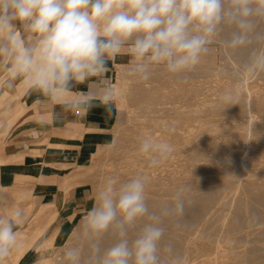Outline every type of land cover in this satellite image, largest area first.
<instances>
[{
  "label": "clouds",
  "instance_id": "1",
  "mask_svg": "<svg viewBox=\"0 0 264 264\" xmlns=\"http://www.w3.org/2000/svg\"><path fill=\"white\" fill-rule=\"evenodd\" d=\"M262 21L264 0H0V57L11 60L13 78L26 76L31 87L48 96L66 95L74 83L88 82L86 98L72 100L66 108L96 106L93 101L99 99L111 113L115 93L104 74L108 61L126 46L132 56L128 75L148 80L159 67L178 75L201 62L225 25L233 27L225 42L230 49L246 47L254 38L264 40L258 31ZM18 27L30 39L18 37ZM245 70L252 75L264 72V49L253 52ZM220 100L224 109L238 105L239 90L224 92ZM139 151L157 167L175 146L148 134ZM183 192L163 216L184 214ZM144 218L148 222L130 239ZM22 220L21 208L0 217V262L16 247ZM109 231L116 242L104 248L102 238ZM164 234L161 216L149 212L145 177L136 175L122 183L109 177L84 218L86 260L77 245L67 247L63 258L65 264H164L162 253L173 257L171 244L161 248ZM173 264L182 261L174 258Z\"/></svg>",
  "mask_w": 264,
  "mask_h": 264
},
{
  "label": "bare ground",
  "instance_id": "2",
  "mask_svg": "<svg viewBox=\"0 0 264 264\" xmlns=\"http://www.w3.org/2000/svg\"><path fill=\"white\" fill-rule=\"evenodd\" d=\"M228 26L225 28L229 29ZM231 29H233L232 26H231ZM224 30L226 32L228 31L226 29ZM223 34L222 35L227 36L226 39H228V35L230 36L231 33L228 35H225V33ZM220 36L221 35H219L217 38H219ZM223 40L225 39H222L221 41ZM246 47L244 48L246 49ZM244 48H239V49L241 50ZM257 48L259 49V47ZM234 52L238 53V50ZM210 56L212 55H210L209 53H208V56L205 55L204 57H207L206 58L207 60L205 61L204 59L205 62L202 61L203 64L199 63L196 66V68L198 67L200 71H201V68L202 69L204 68V70L208 72L206 73L204 71L205 74H208V75L211 72H212L211 74L215 73V70L217 71L216 73L219 75H223V76L226 75L224 74L226 73L224 72L225 70H221V69L217 70L215 63L213 62V59H211L213 57L210 58ZM250 57H251V50L250 52L246 50L244 51L242 50L241 52L239 51V54L238 56L236 55L235 59L237 60L236 62H238L241 66L243 65L245 67ZM116 67L119 70L121 69L120 68L121 66H119L118 63H116ZM198 69H195V71H198ZM124 72L126 73V70ZM190 72L193 73L192 70ZM185 74L184 75L178 74V75L185 77ZM8 75H11L9 70L8 71L7 69L1 70L0 85L3 84L5 80H7ZM126 75H121V76L119 75L120 77L118 76L119 78L117 80V83L120 84L123 81L122 77L124 79L127 78ZM234 75L236 74H233L232 81L235 78L238 80V78L235 77ZM180 76L179 77L174 76L176 78V81H178V83L181 82L178 80L180 79ZM183 77L181 78L182 80H184ZM22 78L24 80L26 77L25 78L22 77ZM22 78L19 81H21ZM244 78L245 77H243V79ZM248 78L250 79V77ZM184 86L187 91L186 84H184ZM192 86H193V83H192ZM255 86L256 85H254V87ZM138 87L139 86H137V88L136 87L133 88V90L138 89ZM182 87H183V84H182ZM182 87L180 86L179 89L182 90L183 89ZM189 87L190 86H188V90H189ZM176 89L178 88H175L174 90L176 91ZM237 89L239 90L241 88L236 87L234 89H227V88H222L219 85L217 89L220 92V93L218 92V94H220L219 98L224 92L229 91V90L235 91ZM246 89H248V87ZM246 89H244L245 92L242 94L239 92L240 93L239 94V104L233 105L226 109H224L225 106L222 104L220 99H217L219 100L217 103L220 104L221 102V105L219 106L218 104L219 107L215 106L216 108L214 107L216 100L214 101L212 100L214 102V105L211 104L213 106L212 108V106L209 105L210 103L208 104V102L206 101L207 100L206 98H204L206 99L205 101L195 99L199 103L201 101L200 104L197 102L198 105H201V106L207 105V107H202L200 109H194V110H192V108L191 109L188 108V110L186 109L183 110L184 109L183 105H186V104L181 103V105L177 104L174 106L175 103L173 104L172 102L173 107L169 106V108H171V111L174 110L176 112L174 111L173 112L170 111L171 113L167 112L169 116L170 114L174 116L171 118H169V116L166 114L167 110H164L165 108L162 105L161 107L158 106V104H164V101L163 103L160 101L162 96H165L164 94L160 93L159 91L158 92L155 91L156 93H154L153 90L151 91L144 90L143 91L144 94H143L142 90H139L138 92L141 91L143 94L142 96L143 99L145 101L147 100L146 101L147 103L145 104H148V105L149 103H151V105L157 104L156 106L153 105L154 109H152V111L149 108L151 107L150 105L148 107L147 105L144 104L147 107V109L149 108V112L151 111L152 113V114L150 113L151 115H148L149 113L147 115L151 117L154 114L156 115V117L155 116L154 118L149 117L150 118V119L148 118L149 120L139 121V122H136L135 124L133 122L134 125L130 127L132 132L127 133L125 137H122V139L120 138V141H117V144H115L116 146L115 145H114L115 147L113 146L114 149L107 151L106 154L108 158L105 161L103 160V163L100 164L101 166L98 164L99 163L98 159L95 160L97 162V166L98 165L99 166L97 167L96 164H94L96 167L94 165L93 166L96 168L97 171L95 169L93 170H95V172H99L97 174L100 176L98 177L96 173L95 175H93V177L97 176L98 179L100 178V181L98 185L96 186L97 191H99V189L103 186L106 179L109 177H114L121 183L126 182L129 178L136 176V175H142L143 177H145L146 179V198H147V205L149 208V212L155 213L161 216V226L165 229L164 238L161 242V248L163 249L168 244H171L173 247V257H169L167 256V254L162 253L164 264H173L174 258H181L180 260L182 261L183 257H184V260L182 264H191V263L193 264L194 261L196 260L198 261L200 256H204L201 259L203 261V264H264V252L262 255H260V253L257 254V251L259 252V250L255 249L254 247L248 248V245H246V243H245L246 247H244V244L243 246H239L241 245L242 242H247V241L251 242L249 241V238H248L251 235L253 237L255 235V238L256 236L260 237L264 235V121L262 120L260 121V119L264 118V90H256V91L247 90L246 91ZM134 91H137V90H134ZM173 92L170 93L172 94V97H173ZM195 93H196V90H195ZM138 94L141 97L142 94L141 93H138ZM175 94L177 96V91ZM180 94H184L183 91ZM187 95H189V93L186 94V96ZM194 95L195 94H193L192 96ZM176 96H174L175 100H176ZM172 97L169 98L167 96L166 99L169 98L167 100H172ZM143 99H141V101ZM204 99L202 98V100ZM181 101L183 102L182 99ZM191 102L192 101H190L189 103ZM194 102L195 101H193V103ZM167 104H168V101H167ZM118 105L120 106L121 103ZM124 105L125 103L122 104L121 106H124ZM194 105L196 106V103ZM188 106H191V105L187 104L186 107ZM160 109L164 110L165 113L164 115L160 114L161 117L159 116L160 118H158L157 115L159 114V112L162 113ZM202 111L204 113L205 111L208 113L204 114ZM222 111L225 113V115L230 114L229 115L230 118L234 120L235 122L232 121L230 118H229L230 122L229 121L223 122L224 120H222L221 122L218 120L219 121L218 122L216 121V119L210 118V115L214 116L216 112H217V115H219L218 112H222ZM200 112L202 113L203 116L201 115ZM255 112L258 113V115L261 113V115L255 117L253 115ZM224 113H220V115L221 114L223 115ZM174 114H177V116H175ZM165 115H167L168 117L165 118ZM207 118L210 119L211 121L207 122L206 121ZM240 118L244 119V121L242 120L243 122H236L238 121V119L240 120ZM160 119H163V121L161 120V122H158L160 121ZM200 119L201 121L204 120V122L202 121L204 124V127H201L199 129L196 128L197 131H194V133L192 132L190 136L189 135L187 136L185 132L190 133L188 131L190 130L189 128L191 126H194L193 121L195 120L200 121ZM197 124H198L197 125L198 127L201 123L200 124L197 123ZM145 126L148 128V130ZM148 134L152 135L154 138L158 140H167L168 142H170L171 144L175 146L174 153L157 167H151L149 165L150 157L145 154L140 153L139 151L141 139L145 135H148ZM223 135L224 136L227 135L231 137L227 138L226 136L225 139H223L224 137H222L221 139L220 136H223ZM218 137L220 139H218ZM256 140L258 141L257 143H256ZM113 147L109 146V149ZM111 154H113V156H110ZM209 184L211 185L213 184L216 186L221 185L220 186L221 189L215 186L217 188V190L215 191L214 189L216 188L209 187ZM205 185H208L205 188L207 189L208 187V190H209L206 193L203 192L202 188H200L201 186H205ZM198 188H200V190ZM181 189H184V192H183L184 199L185 200L190 199L192 202V206L190 207V210L189 209L186 210L187 208L185 207L184 214L179 217L163 216L162 213L164 212L165 209H170L174 206L172 204L175 201V199H172V197L175 195L177 196V194L181 191ZM190 190H192V193L194 191H197V192H195V194L193 193L194 195L190 196L188 193ZM200 191L203 192L205 196H202L203 193H200ZM187 200L185 202H187V204L190 205L191 202L188 203ZM234 201H235L234 203L235 205H232L234 207L232 208V210L233 209L234 210L231 212V216L228 215L229 216L228 217L225 215L226 217L225 216L224 218L221 217L223 216V213L227 211L226 210L227 208L224 209L227 206V204L229 205L230 202L233 204ZM230 207L228 208L230 209ZM85 216L86 215H84L80 219V222H79L80 225H78L79 228H77L79 229L78 232L80 233H82V230H83ZM199 217L201 220L199 221L200 223L199 222L197 223L196 221H198ZM146 222H148L147 218L142 219L138 223V225L134 229L131 230L129 234L130 239L135 238V235L139 231V228ZM182 230H184L185 231L184 233L185 234L187 233V235L183 234ZM178 231L180 232L182 231V233ZM78 234L79 233H77L76 235ZM221 234L226 235V237L228 238L231 237L229 240L232 239L236 243H233V242L231 244L228 243L230 242V241L227 242L228 238L226 241H224L225 239L224 240L221 239L222 237ZM188 235H191V236H188ZM247 235L249 236L247 237ZM79 237L77 236L76 238H79ZM260 238L264 239V236L263 238L262 237ZM80 240L81 241H80L79 247H81L82 252H83V258L86 260L87 255H88V244H87V241H85L83 238H80ZM256 240L260 242L259 239H256ZM256 240H252V241L255 242ZM115 242H116L115 234L109 231L102 238V247L107 248ZM47 243H48L47 245H52V242H47ZM203 245H206V246H203ZM207 245L209 246V248ZM226 245H230V246L226 247ZM238 247H242V249H239ZM200 252L203 254L202 255L198 254ZM192 253L195 255L198 254L197 256L199 255L200 256L198 258L196 257V260H193L195 259V257L194 258L192 257V260H190L191 258L189 257L190 256L189 254H192ZM193 254L192 256H194ZM185 256H187V258L189 257L187 259V261L189 260V262L185 261L186 260ZM62 263L65 264L64 259Z\"/></svg>",
  "mask_w": 264,
  "mask_h": 264
},
{
  "label": "rangeland",
  "instance_id": "3",
  "mask_svg": "<svg viewBox=\"0 0 264 264\" xmlns=\"http://www.w3.org/2000/svg\"><path fill=\"white\" fill-rule=\"evenodd\" d=\"M227 26L228 25H226L225 27H227ZM259 26H260V28H259ZM259 26H258V31H261V32L264 33V21L263 22H260L259 23ZM225 27L223 26V28H221L222 31L221 30L220 31L222 33L221 32H218L219 34L217 33V35L213 38L212 43L208 46L209 47V50H208V52L205 55L208 56V53L210 55H212V56H210V58L213 57L211 59H213V62L215 63L217 70L218 69L225 70L224 72H226V73H224V74H226L227 76L226 75L223 76V75L217 74L216 73L217 72L216 70H215V73L211 74L212 73L211 72L208 75V74H205V72L206 73H208V72L206 70H204V68L203 69L201 68V71H202L201 72L198 69V67L197 68L195 67V68L191 69L193 71V73L190 72L191 71L190 70L188 72H185L186 74L183 73V75L185 74V77H183V76H180L182 74H180V75H171V74H168V73H166L164 71L163 67H159V68L154 69V71L152 72V75H151L150 79H148V80H141L139 78L132 77V76L128 75V67H129V65H130V63L132 61V56L130 54V49H129L128 46H126L124 49L121 50L120 53L116 54L114 56V58H112L111 60L108 61V63H107V69L108 70H107V72L104 75H105V78L109 81L111 88L114 90L115 96H114L113 108L116 111H118V117H117V119L114 122L113 121H95L94 124L93 123L92 124L89 123V124L82 125V126L76 125L80 129H82L84 132H86L84 134V137H85V135H87L86 137H88V139L86 137L84 139L88 143V149L89 150L87 152V155H86L83 163L76 164L72 169H66V170L63 169L61 171L62 174H63V176L61 178H59L58 183L60 181H62V180L64 181V179L67 176H71L73 174V177L71 178V179H73L72 184L69 185V183H67L65 185V187H63L64 188V190H63V192H64L63 193L64 200H68V198H69V196L71 194L74 197V200L73 201H75V203L78 204V209H80V210L86 206V204L89 202V200H90V206H89L88 211H90L92 209V207L96 204V196H97V193H98V191L96 190L97 189L96 186L98 185V183L100 181V178L98 179L97 176H94L93 177V175H95V173H96V175H98L97 173H99V172H95V170H96L95 167L97 166V162L95 160L98 159V162H99L98 164L99 165L101 163H103V160L105 161L108 158L107 157V154H106L107 151L108 150L110 151V150L114 149V147L116 146L115 144H117V141H120V138L122 139V137H125V135L127 133L132 132L130 127H132L136 122L146 121V120H149L151 117H153V118H154V116L156 117V115H154V114L151 117L148 116V115H151L152 114L151 111H152V109H154V107H153L154 104L151 105V103H149V105L151 107H149L148 104H145V103H147L146 102L147 100L145 101L143 99V97H142L143 94H144V92H143L144 90H146V91L153 90L154 93H156V92L159 91L160 93H162V94L165 95V96H162V98L165 97L164 99H162V98L160 99V101L162 103L164 101V104H158V106L161 107V105H162L165 108L164 110H167L166 111V114L167 115L171 111V108H169V106L173 107V104L174 103H175L174 106L177 105V104L178 105H181V103L186 104V105H183V108H184L183 110H185V109L188 110V108L189 109L192 108V110H194V109H200L202 107H207V105L206 106L198 105L199 102L196 101V100L205 101L207 99L206 101L208 102V104L210 103L209 105H211V104L214 105V102L213 101L216 100L214 107L215 106L219 107L221 105V102H220V104L217 103L219 101L217 99H220L219 98V95L220 94H218L219 91L217 90L218 87H219V85L222 88H227V89H234L236 87H239V88H241V89H239V92L241 94L245 92L244 89H246L247 87H248V89H246V91L247 90L248 91L249 90H252V91L264 90V89H262V88H264V79H263L264 78V72H261L262 75H261V73H258V74H255V76L252 75V74H249V73L246 72L245 67L243 65H242L243 66L242 67L238 62H236L237 60L235 59L236 58V55L238 56L239 51L241 52L242 50L243 51L246 50V51L250 52V50H251V56H252V54H253L252 52L253 51H257V50H260V49H264V44H263L264 43V40L255 39L254 38V40H253L254 43L252 42L251 44H249L246 47V49L243 47L244 49H241V50L240 49L232 50V49H230L228 47H225L226 46V43L225 42L227 40L226 39L227 36H223L224 35L223 33H225V35H228V34L231 33V31H233V29H231V26H228V28L231 29V30H229V29H227ZM224 29H226L228 31L226 32ZM219 35H221L220 36L221 38L219 37L220 39L217 38ZM222 36H223V38H222ZM228 38H229V35H228ZM222 39H225V40L221 41ZM258 44H260V45H258ZM255 45H256V47H255ZM248 47H250L251 49L248 48ZM257 47H259V49ZM237 50H238V53L237 52H234V51H237ZM225 52H227L228 54L225 53ZM234 53L235 54L237 53V54L235 55ZM204 56L202 57L203 60L201 59L200 64H203V62H205L207 60L206 59L207 57H204ZM222 58H223V60H222ZM233 58H234V60H233ZM2 59H3V61H2ZM204 59H205V61H204ZM116 63H118L119 66H121L120 67L121 68L120 70L116 67ZM10 66H11V60L9 58H4V57L3 58L2 57L0 58V72L3 69H7V71H8V69H9ZM195 69H198V71H195ZM234 69H236L238 71H236ZM125 70H126V73L124 72ZM234 71H235V73H234ZM232 73L233 74H236V75H238L240 73L238 76L234 75L235 77L238 78V80L235 78L232 81V76H233ZM119 75L120 76L121 75H126L127 76V78H125V79L122 77V80L123 81L120 83L121 86H120L119 83H117V80L120 77ZM207 75L210 76V77H208ZM240 75L243 76V77H245V78L243 79V77H241ZM256 75H257V77H256ZM174 76L175 77H177V76L179 77L180 76V79H178V80L181 81V82L178 83V81H176V78ZM260 76H262V77H260ZM22 77H24V76L21 75L20 77L19 76H16V77L13 78L11 75H8L7 80H5V82H4L5 84L3 83V84L0 85V90L3 89V88H6L8 90L14 91L16 89L15 88V84H17V82ZM165 77H167V78H165ZM182 77H183L184 80L185 79L186 80L185 81L182 80L181 79ZM246 77L247 78L250 77V79L249 78L247 79ZM91 79L94 82V81H96L97 78L96 77H93ZM252 79H254L255 81L252 80ZM175 81H176V83H175ZM9 83H10V85H9ZM192 83H193V86H192ZM182 84H183V87H182ZM184 84H186L187 91H186V88H185ZM194 84H195L196 87L194 86ZM164 85H166V86H164ZM254 85H256V86L254 87ZM137 86H139L138 89H134V90H137V91H134L133 88H135V87L137 88ZM180 86L183 89H185V90H183L182 88H181L182 90H180L179 89ZM188 86H190L189 87V90H188ZM204 86H205V88H204ZM140 87H141V89H140ZM151 87H152V89H151ZM194 87L197 88V89H195ZM175 88H178L180 90L179 91L178 89H176L177 96L175 94L176 93V91L174 90ZM139 90H142L143 94H142L141 91L138 92ZM195 90H196V93H195ZM178 91H179V93H178ZM182 91H183V93L185 95L184 94H180V93H182ZM241 91H243V92H241ZM172 92H173V97H172V94H170ZM191 92H192V94H191ZM138 93H141L142 94L141 95L142 98L140 97V95ZM188 93H189V95L186 96V94H188ZM197 93H198L199 97H198ZM193 94H195V95L192 96ZM25 96H26V94L24 95L23 98H25ZM167 96L169 98L172 97V100H167V99H169V98L166 99ZM174 96H176V100H175ZM208 97H209V99H208ZM202 98L203 99L206 98V99L202 100ZM141 99H143V100L141 101ZM181 99L183 100V102L181 101ZM166 100L168 101V104H167V101ZM150 101H152V100H150ZM190 101H192V102L189 103ZM193 101H195V102L193 103ZM201 101H200V103H201ZM18 102H20V100L19 99H16L15 101H13V104H17ZM148 102H149V100H148ZM172 102H173V104H172ZM39 103H41V101H39ZM120 103H121V105L125 103V105L124 106H121V105L119 106L118 104H120ZM195 103H196V106L194 105ZM144 104L147 105L151 109L150 112H149V108L147 109V107ZM169 104H171V105H169ZM187 104L188 105H191V106L186 107ZM218 104H219V106H218ZM156 105H154V106H156ZM212 108H213V106H212ZM164 110H161L160 109V111H162V113L159 112V114L157 115L158 118L161 117L160 114L164 115V113H165ZM173 111H171V112H173ZM174 112H176V111H174ZM205 113H208V112L205 111ZM220 113H224V112L223 111L222 112H218L219 115H217V112H216V114L214 116H211L210 115V118L211 119L214 118V119H216V121L219 120L220 122L222 120H224L223 122L229 121V118H230L229 115L230 114L229 115L228 114L225 115V113H224L223 115L222 114L220 115ZM255 113L253 114L255 117L261 115V113L259 115H258V113H256L257 115ZM167 115H165V118H167L169 116V115L168 116ZM174 115L177 116V114H174ZM201 115H202V113H201ZM207 116H209V115H207ZM171 117H174V116L170 114L169 118H171ZM37 119H40V120H37ZM44 119H45V116L44 115L43 116L34 115L33 113L29 112L28 109L26 108V110L24 112H22L20 115H17V117L14 120V123L13 124L10 125V124H8L7 121H3V122L0 123V154L9 155V154H13L15 151H18L19 149H25L26 150V154H25L24 160H22V161H20V160L19 161H13V162H11L9 164H5V165H2L1 166V168H0V182L3 183L7 177H8V179L12 180L14 178V172L15 171H20L21 168L23 170L24 169L23 167L27 163H29V164L30 163H36L35 169H38L37 171L39 173H43V171L46 170L45 169V164L44 163H41V154H42L43 149H44L43 145L47 142V139H48L49 135L51 134V132L50 133L49 132L47 133L45 131H39V130H37L38 128H40L41 126H43L44 123H48ZM225 119H227V120H225ZM161 120L163 121V119H160V121H158V122H161ZM242 120L244 121V119H241L240 118V120L238 119V121H236V122H243ZM261 120L264 121V118L260 119V121ZM197 121L196 120L193 121V123H194L193 125L194 126H191L189 128L190 130L188 131L190 133L185 132V134H187V136L188 135L190 136L192 132L194 133V131H197L196 128L199 129L201 127H204V124H203L204 120H202L203 122L201 121V119H200L201 122L200 121L197 122ZM206 121L207 122H210L211 120L207 118ZM212 121H214V120H212ZM232 121H234V120H232ZM133 122H134V124H133ZM197 123H199V124L201 123L200 124L201 126L199 125L197 127V125H198ZM202 124H203V126H202ZM147 130H148V128H147ZM226 136L227 135H225V136L223 135V136H220V138L222 139V137H224L223 139H225ZM230 137L231 136H227V138H230ZM220 138L218 137V139H220ZM257 142L258 141L256 140V143ZM108 145L110 147H113L114 145L115 146L113 148L109 149V146ZM110 156H113V154H111ZM27 160H28V162H27ZM94 164H96V166ZM11 167H12V169L15 168L14 169L15 171L14 170L10 171L11 170L10 169ZM93 169H95V170H93ZM56 171L57 172H60V170L58 171V169ZM31 175L32 176H29V178H25L24 179L25 180V185H26L27 188H23V191H18L16 193L15 192H10V193L7 194V196L3 199L4 206H3V203H2V200H1V193H0V217H7L6 212H5V208H12L11 206L14 203L15 197L18 195V193L25 192V195L23 196V198H25L27 200L23 203L24 204L23 205L24 207L22 208V210H23V220L21 221V223L18 226L22 227V231L23 230H28L27 235L25 236L26 239H24V238L21 239L17 243L16 247L13 249V251L11 252V254L5 260H3L2 262H0V264H61L63 262V259H64V258H62L64 250L67 247H69L70 245L71 246H73V245H78L79 246V244H80V241H81L80 238H82L81 237L82 236V233L78 232L79 229H77V228H79L78 225H80V223H79L80 222V219L84 215H87L88 211L85 212L84 215H83V213L81 211L78 214L77 218L72 223H69L62 230L61 233H57L56 232L59 229L61 219H58L57 220V218H55L53 220V222H52V223H54L56 221L55 224L52 225V223H51L49 225V227L45 230V232L34 242L33 245H22L26 241H29V239H31L33 237V235H34L33 229H35V227L39 226V228H40V227H42V226L45 225V220L39 222L38 225H35L33 223V220H34L35 216L42 209V207H39V203L37 201V194H38L37 191L39 190V184L40 183H43L44 181H55V179L44 178V177H41V176H38V175L36 176V175H33V174H31ZM98 177H100V176L98 175ZM210 185L211 184H209V187H214V188L219 187V189H221V187H220L221 185L220 186H216V185H213V184L211 186ZM206 186H208V185H205V186H201L200 187V188H202L203 192H205V193L207 191H209L208 190V187H207V189L205 188ZM28 187L29 188L31 187V190ZM200 188H198V189L200 190ZM199 190H198V192H199ZM204 190H206V191H204ZM214 190L216 191L217 188L214 189ZM0 192H1V189H0ZM190 192L192 193V190H190L188 192L189 195L191 196V195H194L195 192H197V191H194L193 192L194 194L193 193L191 194ZM203 192L200 191V193H203ZM175 196H173L172 199H175L176 198ZM200 196H201V194H200ZM202 196H205L204 193H203ZM187 201H188V203L191 202L190 199H188ZM27 203H29V204H27ZM185 203H186L185 204V207L187 208L186 210H188V209L190 210V207L192 206V202H191L190 205L187 204V202H185ZM230 203H229V205L227 204L228 207H230V205H231L230 209L226 206L224 209L227 208L226 209L227 211H225V212L223 211L224 213H223V216H221V217L224 218L225 215L226 216H228V215L231 216V212L234 210V209L232 210V208H234L232 205H235L234 204L235 201L233 202V204L232 203L230 204ZM172 205H174V202H173ZM172 205H171V207H172ZM200 220L201 219L199 217L198 218V221H196V222L198 223ZM70 224H72V225H70ZM182 231H183V234H185L184 233L185 231L184 230H182ZM182 231L181 232L178 231V232L182 233ZM75 233L76 234L79 233V234L76 235ZM72 235H73V237H72ZM185 235H187V233ZM221 235H222L221 239H223V240L225 239L224 241H226L228 237H226V235H224V234H221ZM77 236L78 237L80 236V237L79 238H76ZM188 236H191V235H188ZM248 236L249 235H247V237ZM263 236H260V237L263 238ZM251 237H253V236L251 235L250 237H248L249 238V241H251V242H248V241H247L248 243L247 242H242L241 245H239V246H243V244H244V247H246L245 246V243H246V245H248V248H253L254 247L255 249H258L259 252L257 251V254L260 253V255H262L263 252H264V249H263L264 248V239H261L260 237H257V236L255 238V235H254L253 238H251ZM230 238H228V240H227V242L230 241L228 243H230V244L232 242L233 243H236L232 239L229 240ZM256 239H259L260 242H258V240H256ZM252 240H256L259 244L256 241L254 242ZM47 242H52V245H47L48 244ZM258 245H259V247H258ZM203 246H206V245H203ZM227 246H230V245H226V247ZM208 248H209V246H208ZM238 248L239 249H242V247H238ZM192 254H189L190 256L188 255L191 258L190 260H192V257L193 258L195 257V259H193V260H196V257L198 258L200 256V255L199 256H197V255L198 254H201L202 255L203 253L200 252V253H198L196 255L193 254L194 256H192ZM202 257H204V256H200V258L198 259L199 263H201V264H203V261L201 260ZM188 258H187V256H185V259H186L185 261H187ZM182 259L184 260V257ZM183 260H182V262H183ZM196 261H194L195 263L193 261H191V262H193V264H196V263L199 264L198 261L197 262ZM187 262H189V260ZM62 264H64V263H62Z\"/></svg>",
  "mask_w": 264,
  "mask_h": 264
},
{
  "label": "crops",
  "instance_id": "4",
  "mask_svg": "<svg viewBox=\"0 0 264 264\" xmlns=\"http://www.w3.org/2000/svg\"><path fill=\"white\" fill-rule=\"evenodd\" d=\"M17 36L30 39V37L23 33L21 27L17 28ZM25 77L26 76H24V78ZM17 83L18 84H15L16 89L14 91L6 88L0 90V123L7 121L8 124H13L17 115H20L27 108L28 111L34 115H44V120L48 122L44 123V125L37 130L47 133L51 132L47 142L43 145L44 149L41 154V163L45 164L46 169L43 173H39L37 171L38 169H35L36 163H27L23 167L24 169L22 170L21 168L20 171H15V168L12 169L11 167L10 171H15L14 178L10 180L7 177L3 183L0 182V193L3 203V199L8 193H16L18 191H23V188H27L24 179L32 176L31 174L55 179V181H44L39 184L37 201L39 207H42V209L35 216L33 223L38 225L39 222L45 220V225L40 228L39 226L35 227V229H33V237L22 244L33 245L55 218H57V220L61 219L59 229L56 231L57 233H61L69 223H72L77 218L81 211L83 215L88 211L90 200L81 210L78 209V204L73 201L74 197L70 193L68 200H64L63 187H65L67 183H69V185L72 184L73 179L71 178L73 174L67 176L64 181L62 180L59 183L58 180L63 176L61 172L63 169H72L76 164L83 163L89 150L88 143L84 139L87 136L85 135L84 137L86 132L78 126L89 123L94 124L95 121L114 122L118 117V111L112 107L111 113L107 112L104 107L100 106L99 99L93 101L96 106H81L75 109L66 108V104L70 101L75 99L84 100L86 98V94L89 92L88 82L74 83L69 93L66 95H57L56 97L45 95L42 91L31 87L27 82V77L24 80L22 78V80ZM25 94L26 96L23 98ZM16 99H19L20 102L13 104V101ZM39 101H41V103H39ZM86 138L88 139V137ZM25 154V149H19L9 155L0 154V168L2 165L9 164L13 161L24 160ZM57 169L58 171L60 170V172H57ZM29 189L31 190V187ZM24 195L25 192L18 193L11 206L13 209L5 208L7 217H10L16 208L22 209L24 207L23 203L27 200L23 198ZM55 222L52 223V225H54ZM16 231L18 234L17 243L23 238L26 239L25 236L28 230L22 231V227L18 226Z\"/></svg>",
  "mask_w": 264,
  "mask_h": 264
}]
</instances>
